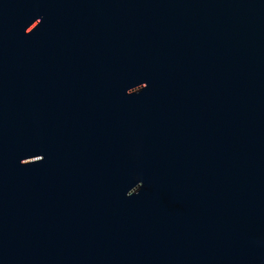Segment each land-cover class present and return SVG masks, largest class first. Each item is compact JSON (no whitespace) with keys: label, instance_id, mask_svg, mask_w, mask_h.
<instances>
[{"label":"water","instance_id":"water-1","mask_svg":"<svg viewBox=\"0 0 264 264\" xmlns=\"http://www.w3.org/2000/svg\"><path fill=\"white\" fill-rule=\"evenodd\" d=\"M0 264H264V0H0Z\"/></svg>","mask_w":264,"mask_h":264},{"label":"snow or ice","instance_id":"snow-or-ice-1","mask_svg":"<svg viewBox=\"0 0 264 264\" xmlns=\"http://www.w3.org/2000/svg\"><path fill=\"white\" fill-rule=\"evenodd\" d=\"M146 86H147V84L145 83V84L143 85V88L146 87ZM39 159H42V157H40Z\"/></svg>","mask_w":264,"mask_h":264}]
</instances>
